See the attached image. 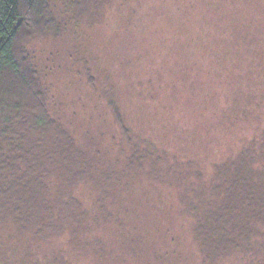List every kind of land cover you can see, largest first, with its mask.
<instances>
[{"label": "trees", "instance_id": "obj_1", "mask_svg": "<svg viewBox=\"0 0 264 264\" xmlns=\"http://www.w3.org/2000/svg\"><path fill=\"white\" fill-rule=\"evenodd\" d=\"M83 1L93 0L74 3ZM212 1L218 17H208L203 0H162L165 15L179 17L176 35H190L196 47L168 68L172 88L147 81L153 104L140 95L144 113L134 122L142 128L134 133L121 107L133 83L123 97L111 65L94 73L81 67L78 75L98 93L89 111L95 124L55 117L48 85L23 47L37 33H61L49 0H0V228L13 229L17 243L4 237L0 264H71L67 251L88 264H264V105L255 103L264 102V85L248 83L245 94L234 71L261 51L244 47L242 23L224 11L240 0ZM244 18L245 27L264 25V3ZM226 26L237 28L224 36L226 45L210 38ZM202 58L219 67L209 74H220L216 83H200ZM186 90L196 94L183 96ZM151 122H165L171 139L153 137ZM240 125L255 133L247 150ZM232 133L237 142L220 158L221 135Z\"/></svg>", "mask_w": 264, "mask_h": 264}, {"label": "rangeland", "instance_id": "obj_2", "mask_svg": "<svg viewBox=\"0 0 264 264\" xmlns=\"http://www.w3.org/2000/svg\"><path fill=\"white\" fill-rule=\"evenodd\" d=\"M69 1L73 3H69ZM155 1L156 0H93L87 2L83 1V3L80 2L79 5H76L74 0H49L52 17L61 26V33H59L58 36L53 34V31L47 30L44 33H37L29 38V40L23 44V47L28 52L31 59H33L34 65L39 69L41 79L48 85L51 98V111L55 117L68 113V119L65 116V120L73 121L78 119L80 122L84 120L82 124L86 125V128L95 124L96 122L93 115L90 116L89 111L93 109L92 104H95L98 93L85 83L84 76L78 77V75L81 73V67H87L91 73H94L95 71L98 72L99 69L97 68L101 66L106 67L107 65H111L112 68L110 71L117 81L118 88L123 93V97H125L123 89L128 87V84L132 85L133 83V95L130 101L127 99V101L122 102L121 107L123 113L128 115L127 118H129V116L131 117V127L133 129L136 128L133 130L134 133L141 130L142 127L140 125L136 127V122H134L135 119H140V115L144 113V110L141 114L138 112V108H140V95H142L143 104H145V102L153 104L148 97L149 95L155 94L151 91L148 95L151 86L147 85V81L150 79V82L160 86H162V83L159 81H163L166 87L172 88V82L170 80L173 78L169 77L172 74L168 71V68L174 64V62H179L182 50H185V48L187 50H193V48L196 47L190 35H176L179 17L172 16L171 18L170 13L172 12L165 15L162 0L158 1L156 9L153 10ZM213 2L212 0H203L201 4L203 9L208 13L209 18V13H214L216 17H218L216 13L219 12L211 6ZM263 3L261 4V0H240L239 3L231 1L224 6V11L225 13L227 12L226 15L228 17L236 16L239 18L237 21L242 23L240 31L241 35L245 38V42L243 41L244 47H247L248 50L250 48L252 52L259 53L261 51L260 57L256 59L251 56H246L245 58L249 59V63L243 62V60L242 62L237 61V63H235L236 70L234 71L240 77L239 87L241 90H244L245 94L249 93L248 88L244 87L248 83H252L250 86H254V83H256L255 85H264V25L260 23L259 25L261 27L256 26V24L250 27H245L243 25L244 20H246L244 15L252 8L256 9V7H262ZM211 8L215 9L214 12ZM234 26L238 28V25ZM234 26H232V31L227 26L226 29H216L210 38L214 40L221 39L222 44L226 45L227 41H223L224 36L228 33L237 34V28ZM138 33L139 36L137 35ZM251 39L258 42L254 43ZM210 40L212 39L208 37L204 38L205 42ZM141 41H143V45ZM124 46L126 47L123 49L120 48ZM204 48L205 47H202V49ZM231 58L233 59V54ZM100 59L103 61H100ZM69 60L76 61V63H69ZM199 60V62L204 64L203 66L207 71L203 72V76H200V83H216L217 81L212 80L213 78H218L220 74L210 76L209 74L218 72V70L220 71L219 67L216 65V69V66H214L215 63L213 64V62L206 58ZM235 60L236 59H233V61ZM85 61L88 63H85ZM190 62L191 61L188 60L186 61V63ZM232 63L233 62L230 64ZM121 67L125 69L124 71L128 78L119 76L120 70L124 72ZM51 69H53V71ZM228 74L229 73H225L224 76ZM233 81H235V79H233ZM189 83L192 82L190 81ZM69 84L74 86L72 89L78 91L77 99L72 96L69 90L71 88H68ZM178 85H180L179 82ZM192 86L195 85L192 84ZM204 87L206 88V86ZM194 89H196V87H194ZM184 94L195 95L196 93L195 91L193 93L192 90H186L183 96ZM257 98H259V96ZM258 100L256 99L255 103L261 106V109L264 102H258ZM253 108L256 109L254 103L250 110ZM104 120L109 123L112 122L111 116L104 117ZM163 123L164 124L151 122V125L156 126V128H153V133H151L149 128H146L145 131L151 133L153 137L168 135L170 138L172 133L167 129V124L165 122ZM263 125L264 120L258 126ZM245 128L248 127L240 125L238 129L236 128L238 132L237 135L243 137L241 144L245 143L240 147L241 150L243 148L247 150L248 146L253 142L252 139H254L253 136L255 135L252 131V126L248 128V134L244 131ZM74 131L79 141H83L84 139L80 137L81 133H79L76 128ZM221 138L225 145L221 144L218 148L220 158L230 154L228 147L235 144L238 137L233 136L232 133L231 135H221ZM107 143L108 141L105 140L102 144ZM170 144L172 143L170 142ZM165 149L167 150L165 152H168V154L172 153L170 149ZM240 149L238 151H241ZM201 152L202 150H200V153ZM202 154L203 153L200 155L198 154L199 158L203 156ZM214 157L215 156H212V158ZM7 226L4 227V230L8 229L9 226ZM1 230L2 228H0L1 245L4 242V237L8 244H13V246L17 244L12 242V240H16L11 236L13 234V229L11 235L8 230L6 233H3ZM62 242V246L65 248L63 245L65 244L64 240ZM0 253L2 252L0 251ZM75 256V253L69 255L67 251L65 259H69L71 264H88L86 259L81 257L82 255H78L81 258Z\"/></svg>", "mask_w": 264, "mask_h": 264}]
</instances>
